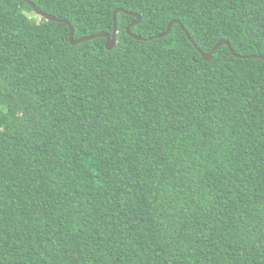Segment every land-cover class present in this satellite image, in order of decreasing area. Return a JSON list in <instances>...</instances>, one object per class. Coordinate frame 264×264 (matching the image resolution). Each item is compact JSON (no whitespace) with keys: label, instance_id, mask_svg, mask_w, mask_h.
<instances>
[{"label":"trees","instance_id":"trees-1","mask_svg":"<svg viewBox=\"0 0 264 264\" xmlns=\"http://www.w3.org/2000/svg\"><path fill=\"white\" fill-rule=\"evenodd\" d=\"M31 1L123 11L0 0V264H264V0Z\"/></svg>","mask_w":264,"mask_h":264},{"label":"water","instance_id":"water-1","mask_svg":"<svg viewBox=\"0 0 264 264\" xmlns=\"http://www.w3.org/2000/svg\"><path fill=\"white\" fill-rule=\"evenodd\" d=\"M25 2H27L28 4H30L32 6V8H34L36 14L42 18H45L47 20H51V21H56V22H59V23H65L69 26L70 28V41L73 45H78V44H81L83 42H86V41H89V40H94V39H98V38H105L106 39V48L108 50H113L114 47L116 46L117 44V34H118V27H117V14L121 11H123L122 9H117L115 10L114 12V30L112 32V34H109V33H98V34H95V35H91V36H87V37H83V38H80V39H75V31H74V27L72 26V24L65 20V19H61V18H56V17H53L45 12H43L41 9H39L35 3H33L31 0H23ZM134 16H136L138 19L137 21H135L134 23H132L130 27L138 24L141 22L142 18L139 14H132ZM179 22L177 20H174L172 21L169 25H168V28L166 30V32H164L163 34L157 36L158 38L160 37H163L167 34H169L172 30V27L174 24H178ZM129 28H128V31H129ZM183 29L185 30V28L183 27ZM130 32V31H129ZM186 32V35L188 36V38L190 39V41L195 45L196 49L199 51V53L201 54L202 58L206 61H210L214 55V52L222 45H227L230 50L232 51L233 54H235L237 57H240L239 55H237L235 53V51L232 49L231 47V44L229 41L227 40H221L220 42H218L213 48L212 50L209 52V53H205L203 52L195 43V41L191 38L190 34L185 30ZM136 39L138 40H142V38L140 37H136L134 36ZM145 40V39H143ZM242 58H258V59H263L264 60V56L262 55H252V56H242Z\"/></svg>","mask_w":264,"mask_h":264},{"label":"rangeland","instance_id":"rangeland-1","mask_svg":"<svg viewBox=\"0 0 264 264\" xmlns=\"http://www.w3.org/2000/svg\"><path fill=\"white\" fill-rule=\"evenodd\" d=\"M32 17H35V15L33 14Z\"/></svg>","mask_w":264,"mask_h":264}]
</instances>
